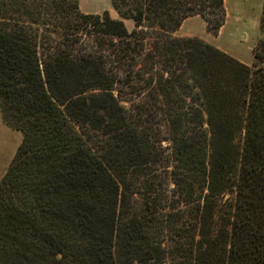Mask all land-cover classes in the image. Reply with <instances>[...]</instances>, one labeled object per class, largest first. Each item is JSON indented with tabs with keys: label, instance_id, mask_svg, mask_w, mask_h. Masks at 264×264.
Segmentation results:
<instances>
[{
	"label": "trees",
	"instance_id": "obj_1",
	"mask_svg": "<svg viewBox=\"0 0 264 264\" xmlns=\"http://www.w3.org/2000/svg\"><path fill=\"white\" fill-rule=\"evenodd\" d=\"M111 2L0 0V264H264V41L172 35L224 0Z\"/></svg>",
	"mask_w": 264,
	"mask_h": 264
},
{
	"label": "rangeland",
	"instance_id": "obj_2",
	"mask_svg": "<svg viewBox=\"0 0 264 264\" xmlns=\"http://www.w3.org/2000/svg\"><path fill=\"white\" fill-rule=\"evenodd\" d=\"M79 9L83 13L102 14L107 11L110 17L119 18L112 7L111 0H78ZM225 23L217 35L208 32L204 20L196 15L187 19L183 25L172 32L175 37H197L204 42L220 49L244 64L251 65L254 51L264 41V0H224ZM126 28L130 31L134 24L131 19H123ZM260 64V63H259ZM159 135L162 140L161 150L170 151L167 137L168 132L163 124L159 126ZM22 140V133L7 124L0 112V179L6 172L15 152ZM135 210L142 206L139 195L132 197ZM170 260L168 259V264Z\"/></svg>",
	"mask_w": 264,
	"mask_h": 264
},
{
	"label": "crops",
	"instance_id": "obj_3",
	"mask_svg": "<svg viewBox=\"0 0 264 264\" xmlns=\"http://www.w3.org/2000/svg\"><path fill=\"white\" fill-rule=\"evenodd\" d=\"M190 18V17H189ZM189 18H187V19H189ZM187 19H185L184 21H183V23L187 20ZM183 23L181 24V26L183 25ZM180 28V27H179Z\"/></svg>",
	"mask_w": 264,
	"mask_h": 264
}]
</instances>
